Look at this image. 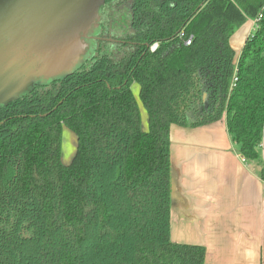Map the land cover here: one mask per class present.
<instances>
[{
    "label": "trees",
    "instance_id": "obj_1",
    "mask_svg": "<svg viewBox=\"0 0 264 264\" xmlns=\"http://www.w3.org/2000/svg\"><path fill=\"white\" fill-rule=\"evenodd\" d=\"M122 1L128 19L104 6L70 74L0 105V264H206V246L171 237L173 124L225 118L264 182V0ZM102 27L122 42L93 37Z\"/></svg>",
    "mask_w": 264,
    "mask_h": 264
},
{
    "label": "crops",
    "instance_id": "obj_2",
    "mask_svg": "<svg viewBox=\"0 0 264 264\" xmlns=\"http://www.w3.org/2000/svg\"><path fill=\"white\" fill-rule=\"evenodd\" d=\"M243 28L249 36L255 20L248 19ZM246 39L234 47L238 54ZM170 139L177 184L172 240L206 246V264H264L260 166L238 152L225 118L194 128L173 124ZM262 147L264 159V141Z\"/></svg>",
    "mask_w": 264,
    "mask_h": 264
},
{
    "label": "water",
    "instance_id": "obj_3",
    "mask_svg": "<svg viewBox=\"0 0 264 264\" xmlns=\"http://www.w3.org/2000/svg\"><path fill=\"white\" fill-rule=\"evenodd\" d=\"M106 1L0 0V105L70 74L88 53ZM176 191L173 174V201Z\"/></svg>",
    "mask_w": 264,
    "mask_h": 264
},
{
    "label": "rangeland",
    "instance_id": "obj_4",
    "mask_svg": "<svg viewBox=\"0 0 264 264\" xmlns=\"http://www.w3.org/2000/svg\"><path fill=\"white\" fill-rule=\"evenodd\" d=\"M245 28H246V26H245ZM245 28H243L242 30L240 28L235 33V34H237L236 37L234 38V44L236 46V47L234 46L235 48H238L241 41L243 42L244 39L247 38L248 35L247 34H246L247 36L245 35V30H244ZM132 90H133L134 95L136 96V98L139 102V105H140L143 124L145 127H147L148 126V124H147L148 123V113H147V110L145 109L142 101L140 100V96H139L140 87H139V85L137 83L133 84ZM61 146H62L63 162L65 164L71 163L75 154H76L77 137H76L75 133L71 129L67 128L66 126H63V129H62ZM262 151H263V149H262Z\"/></svg>",
    "mask_w": 264,
    "mask_h": 264
},
{
    "label": "flooded vegetation",
    "instance_id": "obj_5",
    "mask_svg": "<svg viewBox=\"0 0 264 264\" xmlns=\"http://www.w3.org/2000/svg\"><path fill=\"white\" fill-rule=\"evenodd\" d=\"M104 6H105L104 12H105L106 16L108 13L111 14L112 11H114L113 9H111V6L112 7L118 6L119 8H117L116 12L117 11L122 12V16L120 18L128 19L125 17V14H126L125 9L120 7V6L126 7L125 2H123L122 0H107ZM93 37L100 38L101 40H104V41L108 40V41H111V43H117L118 44V43L122 42V36L120 35V33L116 34V33L109 32L108 30L106 33L104 28L102 29V32H101L99 37H96V36H93ZM87 54L88 53H86V55ZM83 57H85V56H83Z\"/></svg>",
    "mask_w": 264,
    "mask_h": 264
},
{
    "label": "built area",
    "instance_id": "obj_6",
    "mask_svg": "<svg viewBox=\"0 0 264 264\" xmlns=\"http://www.w3.org/2000/svg\"><path fill=\"white\" fill-rule=\"evenodd\" d=\"M255 22H256V20H255ZM181 36H183V33L181 34ZM192 39H193V37H190V38L186 39V40H185V43H186L187 45H190L191 42H192ZM149 47H150V50H151V51H155V50L159 47V43L156 42V43L152 44V45L149 46Z\"/></svg>",
    "mask_w": 264,
    "mask_h": 264
}]
</instances>
